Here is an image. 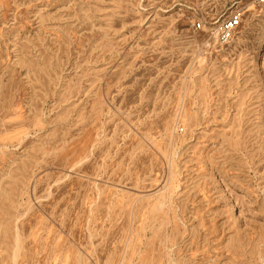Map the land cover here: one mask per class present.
Returning <instances> with one entry per match:
<instances>
[{
    "label": "rangeland",
    "instance_id": "obj_1",
    "mask_svg": "<svg viewBox=\"0 0 264 264\" xmlns=\"http://www.w3.org/2000/svg\"><path fill=\"white\" fill-rule=\"evenodd\" d=\"M0 264H264V0H0Z\"/></svg>",
    "mask_w": 264,
    "mask_h": 264
},
{
    "label": "built area",
    "instance_id": "obj_2",
    "mask_svg": "<svg viewBox=\"0 0 264 264\" xmlns=\"http://www.w3.org/2000/svg\"><path fill=\"white\" fill-rule=\"evenodd\" d=\"M240 25V18L237 15H233L229 17L223 24H222V38L227 41L230 39L231 34L235 28H237ZM197 28L201 27L200 23H197Z\"/></svg>",
    "mask_w": 264,
    "mask_h": 264
},
{
    "label": "bare ground",
    "instance_id": "obj_3",
    "mask_svg": "<svg viewBox=\"0 0 264 264\" xmlns=\"http://www.w3.org/2000/svg\"><path fill=\"white\" fill-rule=\"evenodd\" d=\"M16 248V247H15ZM16 259V258H15Z\"/></svg>",
    "mask_w": 264,
    "mask_h": 264
}]
</instances>
